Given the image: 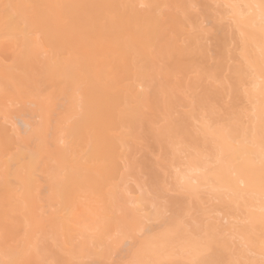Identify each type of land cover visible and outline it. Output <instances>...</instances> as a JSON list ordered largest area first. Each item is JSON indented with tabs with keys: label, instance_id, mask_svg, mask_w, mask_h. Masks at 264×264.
I'll return each mask as SVG.
<instances>
[{
	"label": "bare ground",
	"instance_id": "6f19581e",
	"mask_svg": "<svg viewBox=\"0 0 264 264\" xmlns=\"http://www.w3.org/2000/svg\"><path fill=\"white\" fill-rule=\"evenodd\" d=\"M139 1H143V4L146 2L147 8L138 9L137 0H0V114L6 121L11 119L13 136L18 143L22 142L20 148L12 145L16 148V153L12 154V142L1 122L0 207L4 210L0 212V264H28L27 258L32 255H42L44 263L68 264L73 258H69V253H77L75 245L78 244L74 241L86 233L81 226H73L75 220L70 217L72 201L77 196L90 199L92 209L93 205L101 207H95L93 211L102 217V224L98 225L103 233L110 229V232L114 230L119 234L111 242V250L116 248L113 247L115 243L124 242L125 246L127 241L124 240L129 238L130 232L118 228L119 224L125 223L133 232L138 221L134 218V209L129 211L124 208L127 203L124 192L110 182L118 179V162L129 158L127 150H134L142 131L152 134L159 143H165L173 152V157L181 145L191 146L194 151L186 160L187 169L177 174L178 182L192 196H197L201 187H207L209 192L216 195L227 196L230 208L244 212L247 232H263L264 237V0H217L231 7L244 62V67L232 70L237 74L236 84H248L246 99L253 104L254 113L239 112L231 115L228 121L225 119L226 124L223 118V124H220L218 118L211 116L212 100L210 104H207L208 100H197L200 106L197 109L199 112L196 110L200 113L197 118L201 126L199 133L192 135L189 132L193 130L191 125L188 127L186 122L175 120L171 108L175 104V91L180 89V86L172 84V79L197 62L195 55L201 58L206 52L191 37L186 45L180 43L194 17L191 14L193 0ZM187 56L192 57L189 59ZM5 61L9 63L5 65ZM17 71H23V74ZM163 72L166 84L159 85L157 78ZM210 76L208 73L207 78ZM140 82L151 91V95L137 90L143 87L135 86ZM48 85L56 89L45 100H40L42 121L36 137L39 147L32 154L33 150L24 153L27 141H23L26 138L23 135L30 131L31 126L21 113L15 114L11 109L10 112L4 102L21 103L23 94L29 95L30 92H33L32 97L40 99L39 88L50 87ZM191 86L195 87L192 84L190 89ZM78 93L81 98L77 97ZM56 94H69L73 105L68 117L70 122L66 120L69 124L63 130L72 142L65 144L67 147L64 148L58 142V148L49 152L40 140L46 136L44 130L53 113ZM153 100L166 115L165 125H161V129L154 128V121L146 113V110L156 108ZM79 106L81 111L77 110ZM8 111L13 115L10 116ZM245 115L249 126L243 124ZM45 155L49 162H53H48L46 167L53 188L50 199L61 206L52 215L48 226L57 245L69 252L66 263V256L63 259L64 255L50 250L49 254L40 247L33 233L38 224L35 214L39 201L30 194L34 186L32 175ZM24 156H29V162L22 164L24 168L21 165V172L15 171L17 176L14 175L24 187V192L20 191L21 195H18V192L10 191V186L8 188L12 174L10 168L13 167L12 162L22 161ZM99 192L106 195L103 201L100 199L103 207L99 201L95 204L93 201V196L98 197L95 194ZM138 197L141 199L137 200L142 202L144 197ZM64 211L69 213L65 214ZM29 225L35 227L34 230L26 231ZM22 232L26 233L20 242L24 252L19 255L14 243ZM247 235L243 238L245 246L258 249L264 256V240H254L250 234ZM87 239L93 240L91 236ZM189 239L187 243L193 249V259H198L195 264L227 263L217 253L228 249L225 241L212 240L202 244ZM105 242L103 246L108 244ZM174 242L175 236L170 235L159 241L150 240L136 258L140 263L147 255L159 261L166 255L172 258L169 251ZM90 244L92 242L86 240L83 246H79L84 250L87 248L85 251L89 252ZM209 251L212 253L206 255ZM244 255L243 264H264L263 261L250 262Z\"/></svg>",
	"mask_w": 264,
	"mask_h": 264
},
{
	"label": "rangeland",
	"instance_id": "374dc122",
	"mask_svg": "<svg viewBox=\"0 0 264 264\" xmlns=\"http://www.w3.org/2000/svg\"><path fill=\"white\" fill-rule=\"evenodd\" d=\"M136 5L138 9L147 8L146 2L143 4V1L137 0ZM192 6L191 14L194 17L190 21V24L186 27L185 34L180 38V43L186 45V41H188V39L191 37L192 39H195L197 43L202 45L206 52L204 53V57L201 58L199 55H195L197 62L193 65L191 64L189 68L184 71L185 73H177V75L172 79V84L180 86V89L175 91L176 105L174 104V109L171 108V114L175 120L178 119L177 121L180 123L186 122L188 127L191 125V129L193 130L189 131L191 129L188 128V131L191 132V135L199 133L201 126L200 119L197 118V116L199 117L200 115V113H197V111L199 112L197 109L200 107L199 104L197 105V100H208L207 104H210L211 102L210 106L213 112L212 115H209L214 118L216 117L215 119L218 118L217 120L220 124H223V118L224 124H226L228 123L226 121L229 120L231 115L239 112H246L249 114L254 113V110L252 111L254 107L253 104L246 99L247 97L245 92L249 90L248 84H245L244 86L241 84H236L237 74H235L232 70V68L244 67V62L242 56L243 48L238 41L239 35L232 20V12L230 11L231 7L224 6L223 2L217 0H193ZM168 11L170 12V10ZM192 56H187V58L191 59ZM188 60L186 59V61ZM8 63L9 62L5 61V65ZM217 65L220 68L217 67ZM17 73L23 74V71H17ZM208 73L209 76L210 73L212 75L207 78ZM200 76H202L203 79L200 78ZM165 77V73L163 72L162 75L157 78V84L165 85ZM199 78L200 80H198ZM189 82H191L190 85L193 84V86H195L194 88L191 86L192 90L189 88ZM200 83L203 85H199ZM143 84V82H140V84L135 86H143ZM48 86L50 87L42 86L39 88V93L41 95V97L39 96L40 99L32 97L31 94L33 95V92H30L29 95L23 94L22 100L24 102L22 100L21 103L9 100L4 102L6 108H9L8 110L11 109L12 111H15V114L17 113L18 115L21 113L24 117V120L31 126L30 131L23 135V137H26L25 139L23 138V141H27L25 144V149H23L24 153H30L33 150L30 153L32 154L35 151L34 149L39 147V139L36 137L40 132V124L42 121L40 102L45 100L49 93L51 94L52 91L56 89L54 86L52 87V85ZM240 86L242 87L239 89ZM137 90L151 95V91L144 86L138 87ZM79 95L81 94L78 93L77 97L81 98ZM153 102L154 105H156V101L153 100ZM54 104L55 106L53 113L51 114L50 121L44 130V134L46 133V136L43 138V140H40V142L47 146L48 151L50 150L49 152L55 151V149L58 148L56 147L58 142L62 148L67 147L66 145L72 142V140L66 137V134L64 135L63 132L70 122L68 117L71 116V109L73 108L69 94H56ZM194 106H198V108H195ZM155 107L156 108L153 110H146V113L148 117L154 121V128L161 129L163 127L161 125H165L163 123L166 122V115L162 108H158L157 105ZM77 110L81 111L80 106L77 108ZM211 110L209 111L211 112ZM10 112L8 111L9 114ZM12 115L10 114V116ZM183 118H187V120H183ZM243 119L247 120V115H245ZM66 120H69V122ZM245 120H243V124L245 126H249V121L247 120L246 122ZM244 121L247 123V125ZM1 122L3 125H5L6 130L8 131L7 136L10 138V142H12L10 148L13 149L14 146H17L16 148H20L21 146L19 145H21L22 142H19V144L18 141L15 140V136H13L14 133L11 130V128L13 129L11 119H7L6 121V119L4 120L3 115L0 114V124ZM155 140L156 138L152 134L142 131L139 135V138L136 140L137 145L133 148L134 150H127L129 151V153H127V155L129 154V158H127V160L118 162V166H120L118 179L110 182H113L114 185L119 186L121 192H124L127 197H125L127 199H125L127 203L125 202L126 207H123L125 209L128 208L129 211L134 209V211L132 210L133 214H135L134 218H136L138 221V225L135 229H133V232L128 225H124L125 223L119 224L118 228L129 230L130 232L129 238L127 237L128 239L126 238L124 240L125 242L127 241L125 246L123 245L124 242L122 241L123 243H119L120 245L115 243L113 247L116 246V248L111 250V242L113 240L115 241L119 234H117V231L114 230H111L112 232H110V229L109 232L107 231L106 233H103L101 227L99 226L102 217L93 211V209L97 206L93 205L92 209L91 200L79 196H77L72 201L73 208L69 211L72 213L70 217L72 216L71 218L75 220L72 222L74 223L73 226H81L86 230V233L84 234L85 236L81 235L82 238L79 237L78 240L74 241L75 244H78L75 245L77 248V253L75 254L76 256L71 255L69 252H67V250H64L61 248V246L57 245V241L51 236V229L48 225L50 224L49 221L52 220L51 218L54 216V213L58 211L61 206L50 199L53 188L50 178L46 172V167L48 166L49 162V158L46 155L42 157V162L36 166V170L32 175V184L34 186L30 194L32 197L35 196V198L39 201H37L38 207L36 206L38 208V212L36 209L35 214L36 221L38 222L37 229L34 230L35 227L33 228L31 225H29L26 227V231H29V229L34 230L33 233L38 237H36V241L38 244H40L39 246L49 254H51L50 252H56L60 256L64 255L62 256L63 259L68 257V253L69 258L73 256V258L68 261V264H143L145 261V264H195L198 263V259H193V252L191 251L193 249L191 245L189 244V246L187 243L189 238L194 240V242L198 241L202 244L212 240H219L220 242L225 241L228 249L225 252L220 250L221 253L217 251L219 255L223 256V258L227 260V263L224 261V264H231L232 262L234 264H243V254H245V258H248L250 262H264V256L260 254V251L258 249H252L253 247L251 248L252 250L247 248L243 240L247 234V236L251 235L254 240L257 238H262V240H264L262 235L263 232H247V221L244 212L235 211L233 208H230L231 206H229V198L227 196L223 197L220 194L216 195L215 193H211L207 187H201L197 196H192L184 189L181 183L178 182L177 174L182 173L180 171L187 169L186 160L191 157L190 154H192L194 151L192 147L189 145L186 147L181 145L180 147L184 148L181 149L179 147L180 151L178 150V152H176V155H178L173 157V152L169 151L171 149H168L165 143H159L156 140L158 143L157 144ZM12 145L14 146L12 147ZM16 148L10 150V152L12 154L16 153ZM28 153L27 155H30ZM24 158L22 161L17 160L14 161L15 163L12 162L11 164L13 167L11 166L12 168H10V172L12 174L8 182V188L11 187V190H9L12 193L15 192V194H18L20 191L21 193L24 192L22 182H20L17 177H14L18 170L21 172V165L25 162V164L29 162V156H24ZM49 163L53 164V162ZM22 168H24L23 165ZM193 183L196 184L197 182L193 181ZM18 195L21 194L19 193ZM96 195L98 196L96 198L93 196L94 204L98 201L100 204V202L103 201L102 199L106 197L103 192H99L98 194H95V196ZM138 196L144 197V199L141 200L142 202L137 200L140 198ZM102 204L103 202L100 205L102 206ZM97 208L101 207L98 206ZM3 210L4 208L0 207V212ZM69 212L64 211L65 214H68ZM96 214H98L97 217ZM128 218H130V220L132 219L131 217ZM24 232H22L23 234H19V237L14 243V246L18 248L17 253L19 255L24 252L22 250V243L20 244L21 240L26 234ZM88 234L93 240L87 239L90 237L87 236ZM114 234L116 236H114ZM168 235L175 236V242L169 251V253L171 252L170 254H172V258L167 257L166 255L159 261L156 260L155 257L147 255L143 263H140V261L137 260L136 255H139V253L142 252L144 248H146L145 246H147L150 240L159 241ZM80 239L83 241V243L86 240L92 242V244H90V246L92 245L90 250L93 248L92 251L88 249L89 252H87L85 251L87 248H85V250L84 248H80L79 245L83 244ZM105 241H107L110 245L109 250H107L109 247L106 248L108 244L103 246L104 243H106ZM45 247L47 249H45ZM81 251L83 256L81 255ZM209 253L211 254L212 251H209L205 254L209 255ZM205 254L204 256H206ZM69 258L64 260V262H67ZM27 262L28 264H39L40 262L43 264H48L46 262L44 263L42 255L29 256L27 258Z\"/></svg>",
	"mask_w": 264,
	"mask_h": 264
}]
</instances>
